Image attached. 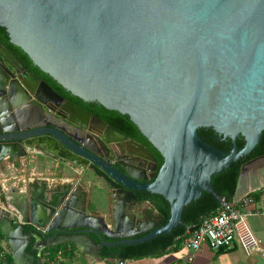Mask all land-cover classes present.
I'll list each match as a JSON object with an SVG mask.
<instances>
[{
    "label": "water",
    "instance_id": "obj_1",
    "mask_svg": "<svg viewBox=\"0 0 264 264\" xmlns=\"http://www.w3.org/2000/svg\"><path fill=\"white\" fill-rule=\"evenodd\" d=\"M0 26L66 91L127 115L163 159L157 169L149 151L138 155L139 171L151 172L150 178L107 166L106 155L72 130L86 131L83 121L90 114L0 44V163L24 169L18 176L41 169L52 179H66L61 188L37 189L17 182V174L6 179L12 168L0 170V186L5 180L17 183L0 194V231L14 264H42V250L64 242L100 257L102 247L171 233L183 224L184 207L204 192L219 200L212 177L261 141L264 0H0ZM199 128L230 138L232 150L207 143ZM239 135L242 148L236 145ZM89 164L109 187L93 183L96 215H87L72 191L81 176L90 182L83 174ZM263 186L264 154L241 166L234 196ZM135 191L167 200V222L161 224L159 212L152 222ZM75 229L77 234L68 231ZM32 241L37 259L27 252Z\"/></svg>",
    "mask_w": 264,
    "mask_h": 264
},
{
    "label": "trees",
    "instance_id": "obj_2",
    "mask_svg": "<svg viewBox=\"0 0 264 264\" xmlns=\"http://www.w3.org/2000/svg\"><path fill=\"white\" fill-rule=\"evenodd\" d=\"M0 43L5 45L6 47L12 49L15 53H17L25 66L36 76L43 79L47 82L53 90L57 93L61 94L66 99L75 102L78 105H86V107H91L94 103H85L78 97L74 96L69 91H66L60 84H58L54 79H52L47 73L42 72L37 66H35L32 61L29 59L26 53H24L19 47L10 43L9 36L4 27L0 26ZM97 104V103H95ZM114 112V111H112ZM115 116L122 117L123 115L114 112ZM205 131H209L210 134L214 132L213 129L207 128H199L198 133H202ZM244 138L242 136L237 137L236 145L239 148H242L244 145ZM149 145V144H148ZM153 148L151 145H149ZM156 156L159 159V165L163 162L162 157L157 151ZM264 154V131L262 133L261 141L258 145L255 146L253 151L245 158L242 157L237 161H234L230 167H228L223 172L214 175L211 179L212 185L214 187V191L216 195L221 197H225L227 200L232 201L234 198L235 188L237 184V180L239 177L240 169L242 164L253 157L263 155ZM141 199L148 200L151 202L158 210L159 213L163 215V224L167 222L170 216V205L167 200H165L161 195L152 194L149 192H145L141 195ZM219 206V201L215 195L204 192L201 197L196 200L191 201L187 204L182 212V220L183 224L176 226L171 233L159 235L152 240L136 244V245H123L117 246L115 248H103L100 252V258L102 259H111L114 257L125 258V259H134V258H142L155 254H159L164 252L165 249L174 246L177 241V237L182 236L186 233L187 230H193L196 228L203 218L212 214L217 207ZM33 231L31 226H25V232L30 233ZM6 238L0 231V239ZM27 252L34 255L35 259H37L38 251L33 248V242H31L27 248ZM79 251L77 247L71 242H64L58 246H50L46 247L42 250V254L40 257L41 263L43 264H84L83 262H78L77 254ZM7 259V260H6ZM2 263L6 264H14L12 260V256L9 254L8 256L2 255ZM7 261V262H6ZM36 264V263H34Z\"/></svg>",
    "mask_w": 264,
    "mask_h": 264
},
{
    "label": "crops",
    "instance_id": "obj_3",
    "mask_svg": "<svg viewBox=\"0 0 264 264\" xmlns=\"http://www.w3.org/2000/svg\"><path fill=\"white\" fill-rule=\"evenodd\" d=\"M10 164V162L6 161L0 163V170L12 168L10 172L5 174L6 179H9L8 175L17 174V182L23 181L24 184H32L37 189L42 187H46L47 189L61 188L66 181L65 178L62 180L52 179L49 177L50 174L48 172H44L41 169H36L34 172L29 171L18 176V173L23 172L24 169H13ZM16 184L15 182H7L5 180L2 186H0L1 196L5 191L14 189L13 187H16ZM76 186L75 183L72 191L75 190ZM18 189L24 190L26 186H22ZM82 191H86L88 194V201H86L85 204L87 215H96L94 212L96 193L87 185H83ZM245 199L249 201L244 203ZM232 201L236 203V206L241 209V211L252 213L247 215V221L259 240V246L251 255H245L239 246L215 251L203 245L199 250L192 251L183 247L180 242H176L174 246L165 249L164 252L142 258L125 259V262L121 264H264V186L255 191L244 193L238 198L234 196ZM142 208L147 214L152 216V221L158 216V210L151 202L143 203ZM9 254L11 255V250L7 238L0 239V264H4L1 260L2 255L8 256ZM77 256L78 262L81 261L84 264H117V260L119 259V257H114L109 260L102 259L96 256L84 255L80 253V251ZM6 264L9 263L7 262Z\"/></svg>",
    "mask_w": 264,
    "mask_h": 264
},
{
    "label": "flooded vegetation",
    "instance_id": "obj_4",
    "mask_svg": "<svg viewBox=\"0 0 264 264\" xmlns=\"http://www.w3.org/2000/svg\"><path fill=\"white\" fill-rule=\"evenodd\" d=\"M10 40V39H9ZM11 43V42H10ZM1 44V43H0ZM3 45V44H1ZM5 46V45H3ZM6 47V46H5ZM8 48V47H6ZM10 49V48H8ZM12 52H14L12 49H10ZM15 53V52H14ZM17 57L21 60L20 56L15 53ZM1 57V55H0ZM22 61V60H21ZM61 95V94H60ZM65 98V97H64ZM80 99V98H79ZM65 100L73 103L83 111L90 114V117L83 121V124L86 127V131L72 129L74 132L78 134L79 137H82L83 139L88 141V144H90V147L93 149V151H101L103 155H106L104 157L105 164L109 167L116 168L121 173H126L124 170V167L134 171L136 174L140 176H146L150 178L151 172L141 173L139 171L140 164H143L142 159L138 157L143 156L146 153L144 151H149L153 157L157 159V169L159 168V159L156 156L157 149L150 143V141L140 132L139 128L135 125V123L127 116L122 114V117L115 116L116 110L107 109L103 105H101L98 102H87L82 101L85 103H94L91 107H86V105H78L75 102H72L65 98ZM97 103V104H95ZM114 111V112H112ZM118 112V111H116ZM120 113V112H118ZM121 114V113H120ZM99 120H97V119ZM103 122V123H102ZM210 129V128H207ZM212 129V128H211ZM202 139H204L207 143L213 145L217 149H220L225 152H229L233 148V143L230 138H224L217 134L215 131L210 134L209 131H205L199 134ZM98 136L104 137L107 142H102ZM238 137V136H237ZM237 141V138H236ZM151 145L153 148H151L149 145ZM244 146V145H243ZM115 152V155H114ZM158 152V151H157ZM159 153V152H158ZM161 156V155H160ZM261 156V155H259ZM258 157V156H256ZM253 157V158H256ZM251 158V159H253ZM248 159L245 162L251 160ZM244 162V163H245ZM145 163V161H144ZM243 163V164H244ZM242 164V165H243ZM90 166V168H89ZM161 166V165H160ZM152 165H150V168ZM83 174H88L90 176V182L87 179L78 178L76 183V188L74 190L75 192V202L82 210H85V204L86 201H88V194L86 191H82L83 185H87L89 187H93V183H96L98 185H101L105 188H109L106 182V178L103 176L98 175L97 173H94V169L91 167V164L87 165V168L84 169ZM146 191H135L136 197L145 202H149L148 200L141 199V195L145 193ZM78 194V195H77ZM118 196V194H117ZM150 203V202H149ZM110 212H113V206H112V200L108 201ZM157 219H154L152 222H155ZM163 222V221H162ZM163 224V223H161ZM34 231V228H33ZM31 231L30 233H33ZM71 234H77L79 229L75 230H68ZM54 232L50 233L49 236H52ZM146 233L137 235L135 238H139L144 236ZM91 238L94 239L97 243H100L99 238L95 234H91ZM105 240L108 242H114L119 239H113L105 237ZM33 242V241H32ZM123 246V245H118ZM114 247H107V248H115ZM103 248L100 249V252Z\"/></svg>",
    "mask_w": 264,
    "mask_h": 264
},
{
    "label": "built area",
    "instance_id": "obj_5",
    "mask_svg": "<svg viewBox=\"0 0 264 264\" xmlns=\"http://www.w3.org/2000/svg\"><path fill=\"white\" fill-rule=\"evenodd\" d=\"M219 206L193 230H187L177 241L189 250L197 251L205 245L212 250L239 246L245 255H251L259 246V240L247 221V215L233 201L219 198ZM249 200L245 199L244 203Z\"/></svg>",
    "mask_w": 264,
    "mask_h": 264
}]
</instances>
